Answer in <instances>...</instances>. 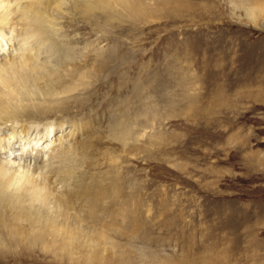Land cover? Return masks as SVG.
Returning <instances> with one entry per match:
<instances>
[{
	"label": "rangeland",
	"instance_id": "1",
	"mask_svg": "<svg viewBox=\"0 0 264 264\" xmlns=\"http://www.w3.org/2000/svg\"><path fill=\"white\" fill-rule=\"evenodd\" d=\"M106 1L59 25L76 55L54 65L48 98L71 113L0 124V161L9 142L25 143L19 155H53L54 167L56 150L99 137L77 172L114 178L133 203L108 200L88 224L108 237L97 255L17 236L0 240V264H264V0ZM73 83L82 86L59 94ZM120 111L133 113L124 138L112 132ZM22 124L49 135L5 139Z\"/></svg>",
	"mask_w": 264,
	"mask_h": 264
},
{
	"label": "bare ground",
	"instance_id": "2",
	"mask_svg": "<svg viewBox=\"0 0 264 264\" xmlns=\"http://www.w3.org/2000/svg\"><path fill=\"white\" fill-rule=\"evenodd\" d=\"M92 5L104 8L109 4L106 0H0V53L7 48L12 49L10 58L0 63L1 125H7L12 120L17 123L19 118L35 121L55 117L59 113H71L69 103L62 100L60 105H56L54 99H50L55 95L54 79L59 77L60 72V69H54V65L60 68L64 59L71 63L76 55L72 45L74 41L65 39L59 25L65 15L72 14L75 8L87 15L85 13ZM14 39L17 44L12 43ZM83 57L86 55L83 54ZM80 86L82 84L73 83L59 94H71ZM123 117L128 120L122 121ZM132 117L133 113L120 111L111 121L115 125L112 132L116 130L124 138L127 134L124 125L129 124ZM74 127L84 129L85 124H75ZM49 131L42 134L37 128L22 124L21 130L11 127L5 139L24 138V143L34 138L40 143ZM98 139L94 144L81 142L56 150L54 167L53 155L51 158L49 155L50 159L45 162L21 155L25 143L24 147L11 145L12 142L7 144L5 148L11 149L3 153V158L7 160L0 161L1 241L17 236L35 240L51 238L54 246L61 243L58 250L68 255L86 252L97 255L101 251L102 241L108 237L93 232L88 224H95L98 214L110 209L109 205L121 203L128 209L132 194L123 196L119 188L121 185L114 178L107 180L105 174L88 180L83 172H77L81 154L88 159L92 152L99 150L102 142ZM44 169L47 170L39 173ZM111 199L113 202H107ZM126 213L128 217L125 218L131 223L135 216ZM36 227H39L37 232L34 231ZM107 229L112 235L119 236L117 228L109 226ZM85 241L94 243L93 248H86L83 245Z\"/></svg>",
	"mask_w": 264,
	"mask_h": 264
}]
</instances>
